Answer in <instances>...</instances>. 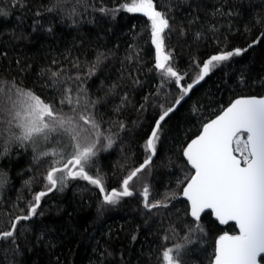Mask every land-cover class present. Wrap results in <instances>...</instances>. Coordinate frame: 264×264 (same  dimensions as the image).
<instances>
[{
  "label": "trees",
  "instance_id": "trees-1",
  "mask_svg": "<svg viewBox=\"0 0 264 264\" xmlns=\"http://www.w3.org/2000/svg\"><path fill=\"white\" fill-rule=\"evenodd\" d=\"M125 2L60 0V7L49 13L47 9L57 0H0V9L8 13L0 16V78H14L47 99L54 92L45 87L48 77L40 78L42 69L51 66L52 70L61 71L62 77L67 78L63 87L75 89L80 82L74 78L84 76L98 53L107 54L96 75L83 81V87L95 99L103 97L108 87L117 85L116 93L109 95L99 107L105 121V134L109 131L118 133L113 147L101 152L97 158V167L108 191L119 189L121 180L143 162L142 145L160 114L159 109L150 104L146 110H140L144 97L155 93L160 83L156 71L152 70L154 49L147 17L141 13L119 11L113 20L98 11L101 7L118 9ZM154 5L169 19L171 27L163 35L165 52L172 54V66L182 75L190 73L182 81L184 85L198 75V68L190 71L194 58L202 62L225 48H246L264 32V24H256L258 17H264V0H154ZM73 9L77 14L69 19L68 14ZM216 9L232 15H213ZM37 11L40 16L36 15ZM36 21L39 25L33 31ZM49 28L51 31H47ZM196 33L202 34L199 39L195 38ZM22 36L27 38L21 39ZM53 60L57 61L56 65H52ZM76 63L79 68L74 67ZM242 72L246 83L238 80ZM135 80L140 84H135ZM168 89L171 90L167 97L170 105L180 93L173 85L167 86L165 92ZM125 94L128 103L119 112L114 111ZM262 95L264 39L242 56L232 59L227 66L206 76L166 119L163 139L152 165L155 172L151 178V199L159 198L165 190L164 184L171 182L169 190H176L177 177H191L193 170L182 157V150L204 123L238 97ZM121 121L127 125L123 132L119 128ZM32 156L31 148L14 144L8 154L0 157V172L6 174V183L0 189V213L5 215L0 219L7 221L9 215L12 218L20 215L19 208H24L32 195L43 189L44 182L39 177L47 172L48 161L37 167L32 163ZM126 162L127 167H121ZM162 162L168 167L161 168ZM90 174L95 176L96 169ZM141 175L144 179L136 181L135 187L142 190L148 173L145 171ZM33 176L37 179L29 192L24 181ZM86 183L70 181L63 191L54 190L44 197L40 208L44 216L36 219V230L24 231L31 222H21L19 226L16 233L19 251H13L17 245L11 242H0V264H157V255L163 248L182 243L180 238L163 242L164 229L173 224L183 237L186 226L197 223L193 218L185 217L188 204L180 195L163 216L153 218L142 214L139 195L123 198L118 205L98 211V190L90 185L86 188ZM18 196L24 199L15 212L9 213ZM41 221L53 230L44 243L37 246L35 237ZM198 223L203 232L193 236L197 242L183 259L186 264H211L216 239L224 233L235 234L237 229L234 223L219 224L211 212H205ZM2 230H8L7 223ZM133 235L137 236L135 241ZM260 262L264 264V260Z\"/></svg>",
  "mask_w": 264,
  "mask_h": 264
},
{
  "label": "snow or ice",
  "instance_id": "snow-or-ice-1",
  "mask_svg": "<svg viewBox=\"0 0 264 264\" xmlns=\"http://www.w3.org/2000/svg\"><path fill=\"white\" fill-rule=\"evenodd\" d=\"M59 7L60 0H57L47 11L52 13ZM98 11L113 20L119 11L142 13L151 22V44L155 48L152 70L156 71L160 83L155 93L144 97L140 110H146V106L150 104L158 108L160 114L142 145L145 159L121 180L119 189H106L104 178L97 167V158L101 152L113 147L118 133L109 131V134H105V121L99 107L106 102L109 95L116 93L117 85L108 87L103 97L93 99L83 87V81L96 75L103 61L107 59V54L98 53L84 76L77 75L74 78L80 82L75 89L63 87L67 78L62 77L61 71L52 70L51 66L42 69L40 78L48 77L45 87L54 92V95L47 99L37 94L34 89L17 83L14 78H0V148L3 149L0 151V157L8 154L11 146L15 144L22 148H31L32 163L37 167L48 161L47 172L39 177L44 182L43 189L35 192L24 208H19V202L24 198L18 196L9 213L19 208L21 214L14 218L9 215L7 221L0 219V242L17 245L16 233L21 222H31V226L25 227L24 231H35L36 219L44 216V212L40 211L42 199L54 190L63 191L70 181L80 180L87 182L86 188L90 185L98 190V211L101 212L107 206L118 205L123 198L139 195L142 198V214L153 218L163 216L178 195L186 198L188 207L184 215L193 218L197 223L186 226L183 237H180L177 226L173 224L164 229L165 235L161 237L163 242L180 238L182 243H173L170 247L163 248L157 255V264H186L183 257L197 242L193 240V236L203 232L198 221L205 209H211L221 224L234 221L239 229L237 235L224 233L216 239L211 264H259L258 258L264 260V96L238 97L215 119L203 124L200 134L182 150V157L186 159L187 165L194 169V174L190 178L177 177L176 190L170 191L171 182L166 183L159 198L153 200L151 178L155 172L152 165L158 154V145L163 139L166 119L177 110L194 86L214 70L227 66L232 59L242 56L249 48L259 43L264 39V32L246 48H225L202 62L194 58L190 63V71L198 68V75L191 83L184 85L182 81L190 73L182 75L171 64V52H165L163 34L171 26L166 18L167 14L156 10L154 0H126L118 9L101 7ZM7 14L0 9V16ZM76 14L73 9L68 18L71 19ZM216 14L232 15L231 12L224 13L220 9L215 10L213 15ZM36 15L40 16L41 13L37 11ZM72 23L75 24L76 20L73 19ZM256 24H264V17H258ZM38 25L39 21L34 22L33 31L37 30ZM211 27L215 30L214 25ZM245 30L250 31L247 28ZM181 34H184L183 29ZM201 35L196 33L195 38L199 39ZM131 59L132 57H129V60ZM56 64L57 61L53 60L52 65ZM74 67L79 68V63ZM238 80L246 83L243 72ZM134 83L140 84V81L135 80ZM169 85H173L180 93L170 105L167 97L170 96L171 90L165 92ZM127 103L125 94L114 111L119 112ZM119 128L123 132L127 125L121 121ZM242 134H246V139L241 138ZM234 153H239V156ZM121 167H127V162ZM160 167L168 166L162 162ZM93 169H96L95 176L90 174ZM145 171L148 178L141 190L135 187V182L144 179L141 174ZM36 179L37 177L33 176L24 181V187L29 192L32 191ZM5 183L6 174L0 172V189ZM179 189H182V192H178ZM4 215L0 213V217ZM5 223L8 230H2ZM145 223H148L147 219ZM161 227L163 228V220ZM51 230L53 229H50V226L41 221L35 237L37 246L44 243ZM136 239L137 236L133 235L132 240ZM13 251H19L18 245Z\"/></svg>",
  "mask_w": 264,
  "mask_h": 264
},
{
  "label": "water",
  "instance_id": "water-1",
  "mask_svg": "<svg viewBox=\"0 0 264 264\" xmlns=\"http://www.w3.org/2000/svg\"><path fill=\"white\" fill-rule=\"evenodd\" d=\"M211 55H213V54H211ZM211 55H210V56H211ZM208 57H209V56H208ZM208 57H207V58H208ZM207 58H206V59H207ZM201 82H202V81H201ZM201 82H200V83H201ZM200 83H199V84H200ZM196 86H197V85H196ZM196 86H194V87H196ZM194 87H193V88H194ZM189 93H190V92H189ZM188 95H189V94H188ZM188 95L183 99V101L188 97ZM262 96H264V95H262ZM258 97H259V96H258ZM183 101H182V102H183ZM220 114H221V112H220L218 115H220ZM218 115H216V116H218ZM216 116H215L214 118H212V119H215ZM212 119H211V120H212ZM208 122H209V121H208ZM201 130H202V128H201ZM201 130H200V131H201ZM199 134H200V132H199L196 136H198ZM196 136H195V137H196ZM195 137H194V138H195ZM194 138H193V139H194ZM190 141H191V140H190ZM190 141H189V142H190ZM189 142H188V143H189ZM186 146H187V145H186ZM186 146H185V147H186ZM234 155H236V154L234 153ZM185 160H186V159H185ZM188 166L191 168L190 165H188ZM191 169H192V168H191ZM192 170H193V174H194V169H192ZM193 174H192V175H193ZM182 197H183V196H182ZM183 199L187 202L186 198L183 197ZM187 204H188V202H187ZM205 212H211V215H212L213 219H215L219 224H221V223L218 221V219L215 217V215H214V213L212 212L211 209H205V210L201 213V216H202ZM228 223H234V224H235L234 221H229ZM226 224H227V223H226ZM221 225H225V224H221ZM235 227H236V229H237V233H235V234H229V233H228L229 235H237V234L239 233V229H238V227H237L236 224H235ZM215 242H216V241H215ZM258 260H259V264H263V263L260 262V259H259V258H258Z\"/></svg>",
  "mask_w": 264,
  "mask_h": 264
},
{
  "label": "rangeland",
  "instance_id": "rangeland-1",
  "mask_svg": "<svg viewBox=\"0 0 264 264\" xmlns=\"http://www.w3.org/2000/svg\"><path fill=\"white\" fill-rule=\"evenodd\" d=\"M155 6V5H154ZM156 7V6H155ZM156 10H158V11H160L159 9H157L156 8ZM142 14V13H141ZM147 20V22L148 23H150V30H151V22L148 20V18L146 19ZM44 24V23H43ZM153 49H154V53H153V55H152V62H153V64H154V62H155V59H154V57H155V48H154V46H153ZM242 139H246V134H242V137H241ZM241 147H242V145H241ZM237 156H239V153H235Z\"/></svg>",
  "mask_w": 264,
  "mask_h": 264
}]
</instances>
